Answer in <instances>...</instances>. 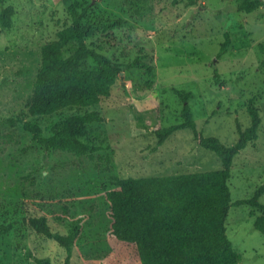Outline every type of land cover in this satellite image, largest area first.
Returning <instances> with one entry per match:
<instances>
[{
  "label": "rangeland",
  "instance_id": "1",
  "mask_svg": "<svg viewBox=\"0 0 264 264\" xmlns=\"http://www.w3.org/2000/svg\"><path fill=\"white\" fill-rule=\"evenodd\" d=\"M73 1H0V10L8 5L15 10L11 26H0V224H10L0 234V264H38L31 255L62 263L64 249L28 224L29 217L39 215L61 232L80 219L69 264H141L135 245L110 231L105 190L117 187L114 176L222 167L218 154L200 145L189 127L175 130L153 149L157 128L183 121L175 88L191 92L188 103L197 129L228 145L238 138L237 123L242 129L250 125L247 105L253 99L261 116L258 137L233 158L231 199L252 197L264 185V0L251 12L238 10L242 0H78L89 4L82 19L89 46L118 62L139 56L154 66V75L127 67L98 103L32 115L28 107L41 47L71 24L67 6ZM225 31L231 44L219 56ZM94 66L92 58L82 65ZM215 69L223 86L214 83ZM87 110L103 116L79 128L82 139L102 145L94 158L45 150L21 123L11 126L4 120L22 116L50 135L55 122ZM259 201L264 203V191ZM263 214L248 203L229 206L227 234L241 253L238 264H264V233L254 225Z\"/></svg>",
  "mask_w": 264,
  "mask_h": 264
},
{
  "label": "trees",
  "instance_id": "2",
  "mask_svg": "<svg viewBox=\"0 0 264 264\" xmlns=\"http://www.w3.org/2000/svg\"><path fill=\"white\" fill-rule=\"evenodd\" d=\"M188 2L193 4L195 0ZM262 4L263 0H242L237 8L251 12ZM88 7L89 4L78 0L70 2L67 8L71 24L61 29L55 39L42 45L41 62L28 107L30 114L49 115L64 107L96 104L102 96L110 95L112 85L127 67H138L148 75H154V66L140 60L139 56L130 63L118 62L87 44L82 19ZM14 12L11 5L1 8V29L11 26ZM70 44L74 46L73 50L65 55ZM230 44V33L225 31L218 55L227 51ZM88 58L93 59L94 67H82ZM213 78L216 85L223 86L217 69ZM175 92L183 102V121L157 128L153 149L175 130L189 127L200 145L218 154L222 167L147 177L114 176L117 187L105 190L112 218L110 231L116 238L135 245L141 264H238L241 253L234 249L227 234V210L232 204L248 203L264 211V203L259 201L264 185L259 186L252 197L232 201L228 180L234 156L258 137L261 116L250 99L247 109L251 123L244 129L237 123L238 138L228 145L217 136L205 135L197 129L188 103L191 92L177 88ZM4 120L11 126L21 123L45 150H69L94 158L102 148L101 144L82 139L83 132L79 130L87 123L103 120L96 110L75 113L64 122H55L50 135L43 134L37 121L22 116H7ZM28 224L36 234L51 239L64 249L61 264L70 263L73 246L81 231L80 219L74 220L68 232L53 230L44 215L29 217ZM254 225L264 233V214L255 219ZM9 228L10 224H0V234ZM31 257L38 264H54L49 257Z\"/></svg>",
  "mask_w": 264,
  "mask_h": 264
}]
</instances>
